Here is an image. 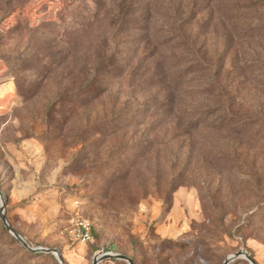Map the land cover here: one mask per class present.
Wrapping results in <instances>:
<instances>
[{
  "label": "rangeland",
  "instance_id": "rangeland-1",
  "mask_svg": "<svg viewBox=\"0 0 264 264\" xmlns=\"http://www.w3.org/2000/svg\"><path fill=\"white\" fill-rule=\"evenodd\" d=\"M0 188L65 264H264V0H0Z\"/></svg>",
  "mask_w": 264,
  "mask_h": 264
},
{
  "label": "water",
  "instance_id": "water-1",
  "mask_svg": "<svg viewBox=\"0 0 264 264\" xmlns=\"http://www.w3.org/2000/svg\"><path fill=\"white\" fill-rule=\"evenodd\" d=\"M0 206H1V220L5 228L8 230V232L28 251L36 254H50L56 258L59 264H65L64 259L59 252L58 249L56 248H33L30 246V244L10 225L8 222V219L6 217L5 213V197L2 193V190L0 188ZM246 260L250 264H258L253 257L246 253V252H238L237 254L229 256L223 264H231L237 260ZM107 260H119V261H124L127 262L128 264H135L134 260L128 256L122 255V254H100L97 256V258L94 260L93 264H101L104 261Z\"/></svg>",
  "mask_w": 264,
  "mask_h": 264
},
{
  "label": "built area",
  "instance_id": "built-area-1",
  "mask_svg": "<svg viewBox=\"0 0 264 264\" xmlns=\"http://www.w3.org/2000/svg\"><path fill=\"white\" fill-rule=\"evenodd\" d=\"M66 231L75 241H82L84 243L93 241L91 226L80 218H74L71 229L68 228Z\"/></svg>",
  "mask_w": 264,
  "mask_h": 264
},
{
  "label": "trees",
  "instance_id": "trees-1",
  "mask_svg": "<svg viewBox=\"0 0 264 264\" xmlns=\"http://www.w3.org/2000/svg\"><path fill=\"white\" fill-rule=\"evenodd\" d=\"M40 255V254H39ZM46 255H49V256H52V255H50V254H46ZM54 257V256H53Z\"/></svg>",
  "mask_w": 264,
  "mask_h": 264
}]
</instances>
